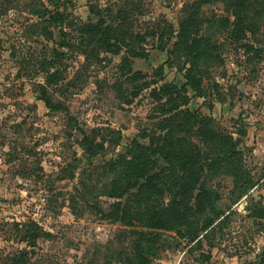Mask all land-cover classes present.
I'll return each instance as SVG.
<instances>
[{"label":"rangeland","instance_id":"374dc122","mask_svg":"<svg viewBox=\"0 0 264 264\" xmlns=\"http://www.w3.org/2000/svg\"><path fill=\"white\" fill-rule=\"evenodd\" d=\"M68 1L66 33L74 35L81 22L103 21L119 40L134 42L141 56L129 57L128 47L119 55L105 53L86 38L88 43L84 40L77 52L65 49L64 82L49 87L36 59L42 58V48L53 44L21 32L26 24L37 23L29 14L35 0H0V264L20 252H28L29 264H126L134 243L155 245L152 264H260L264 219L254 225L246 216L255 203L264 208V14L253 18L254 34L250 30L248 38L237 43L229 37L234 0H209L201 34L209 42H204L209 54L203 55L207 58L192 70L189 76L195 77L189 81L184 69L189 67L188 50L178 46L177 35L184 11L198 0ZM261 7L255 5L253 12H262ZM54 34L59 40L56 30ZM123 56L130 63L125 73L119 70ZM194 81L207 96L199 97ZM145 82L149 90H142ZM40 85L47 88V99L38 92ZM165 85L172 92L186 87L189 102L180 109L200 112L211 129L237 140L255 182L239 199L229 195L223 176L208 182L213 188L225 186L215 193L222 208L235 214L223 230L203 233L198 248L162 230L150 232L157 236L156 243L140 244L139 234L149 230L137 222L126 226L106 220L100 212L117 202L107 197L113 179L109 162L120 156L130 159L126 147L134 142L148 145L143 133L153 134L159 119L180 111L165 117L157 110L170 108L161 93ZM151 89L160 92L162 102L150 95ZM71 124L87 134V143L96 151L90 159L79 146L84 135ZM198 139L194 131L190 140L202 148ZM83 181L87 186L82 193ZM33 235L40 237L29 240Z\"/></svg>","mask_w":264,"mask_h":264},{"label":"trees","instance_id":"16d2710c","mask_svg":"<svg viewBox=\"0 0 264 264\" xmlns=\"http://www.w3.org/2000/svg\"><path fill=\"white\" fill-rule=\"evenodd\" d=\"M46 1L52 9L44 3V0H35L29 14L37 18V23L26 24L21 32L43 37L48 43L53 44L51 47L42 48V58L36 59L38 70L46 75L47 86H57V88L61 86L65 79L66 68L63 62L68 57L67 52H77L78 46L83 44L84 40L88 43L86 38L90 40V44L93 41L100 49H104L105 53L119 55L123 49L128 47L129 54H126L129 57L141 56L139 55L140 49L137 46L136 48L132 47L134 42L128 43L127 39L119 40L117 33L103 21L81 22V26L74 35L66 33L63 25L68 22L67 6L71 1ZM260 2L261 0L233 1L230 6V11L234 16V21L229 25L231 39L239 43L248 38L251 26H253L251 24L253 18L255 21L258 18H263L264 1ZM207 5H209V0H198L184 11L185 16L180 23L177 35L178 46H182L185 51L188 50L186 60L189 67L185 66L184 69H186L185 75L189 81L195 77V75L189 76V74L196 68V65L207 58L204 56L209 54L206 43H204L206 40L201 35L206 23L204 8ZM255 5H262V12L258 10L259 8L253 12ZM253 15L255 16L253 17ZM76 24L74 27L78 28V23ZM55 30L58 32L59 40L55 39ZM251 32L253 35L254 31L251 30ZM125 37L144 40V38L140 39L139 35L125 34ZM111 41H116V43L111 44ZM1 48L3 47L0 41ZM65 49L68 51L65 52ZM251 49L249 47V50ZM128 56L122 57L121 67L119 66L120 71L125 70L124 73L130 64ZM198 85L200 84L194 81L192 88L196 90L199 97H204L206 91L202 88L200 90ZM37 88L38 92L42 93L43 99H47L45 97L47 88L42 85ZM149 89L150 83L145 82L142 90ZM185 90L186 87L172 92L170 86L165 85L161 89V93L167 96L165 106L170 108L166 109L161 106L157 110L167 117V114L177 111L182 106L185 107L189 102L184 93ZM150 92L157 102L161 101L158 90L151 89ZM205 95L207 96V94ZM179 101L182 102L180 106L177 105ZM48 103L50 102L46 101V106ZM177 117L179 118L177 119ZM74 127L84 135L79 146L88 151L90 159L92 155L96 154V151L91 149L87 143V134L78 129L77 124L70 125L71 129ZM211 127V123L207 122L206 117H203L200 112H191L188 109H180L176 115L159 119L153 134L145 135L143 133L142 135L143 139L149 141L148 145L134 142L126 147V155L130 159L120 156L119 159L109 162V167L113 171V179L107 187V197L117 200V202L110 204L107 211L101 210L102 217L126 226H134L133 222H137L149 230L145 234H139L140 244L145 241V243L151 241L156 243L157 236H153L150 232L162 230L175 232L180 239H187L198 248L201 246L203 233L208 234L214 232L215 229V232L223 230L235 213H232L231 210L229 212L224 210L219 203V196L215 193V190L224 189L225 186L219 183L213 188L208 182L218 176H223V183H226L225 188L233 199H239L246 195L253 189L255 182L247 169L245 155L238 148L237 140L225 133H217ZM194 131L202 143V148L190 140L194 136ZM181 134L185 135L180 137ZM100 149L104 150L102 147ZM80 185L83 189L80 190L83 193L87 183L83 181ZM166 194L168 200H165ZM124 197H126L124 203L118 202ZM81 198L87 202L84 194ZM75 201L76 199L73 198L72 202L76 204L77 201ZM258 207L259 204L255 203L252 208L248 209L246 216L254 225L260 224L257 223V219H264V208ZM248 232L252 234L250 231ZM33 236L32 238L28 237L29 240L35 241V238L40 237L39 235ZM152 248L155 251V245L144 248L135 247L134 243L126 264H152L149 258ZM27 258L28 252H20L18 255L7 257L4 264H29ZM260 264H264V257L260 259Z\"/></svg>","mask_w":264,"mask_h":264}]
</instances>
